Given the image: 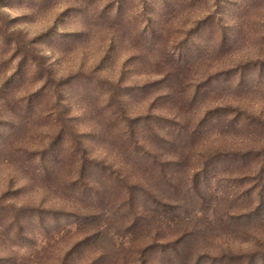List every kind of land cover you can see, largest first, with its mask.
Instances as JSON below:
<instances>
[{"label": "rangeland", "instance_id": "rangeland-1", "mask_svg": "<svg viewBox=\"0 0 264 264\" xmlns=\"http://www.w3.org/2000/svg\"><path fill=\"white\" fill-rule=\"evenodd\" d=\"M0 264H264V0H0Z\"/></svg>", "mask_w": 264, "mask_h": 264}]
</instances>
